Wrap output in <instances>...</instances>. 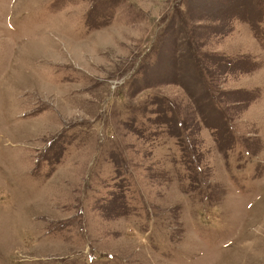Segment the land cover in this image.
Returning <instances> with one entry per match:
<instances>
[{
	"label": "rangeland",
	"instance_id": "obj_1",
	"mask_svg": "<svg viewBox=\"0 0 264 264\" xmlns=\"http://www.w3.org/2000/svg\"><path fill=\"white\" fill-rule=\"evenodd\" d=\"M0 264H264V0H0Z\"/></svg>",
	"mask_w": 264,
	"mask_h": 264
}]
</instances>
